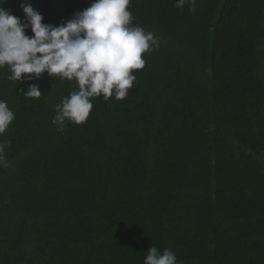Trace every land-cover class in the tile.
I'll use <instances>...</instances> for the list:
<instances>
[{"label": "trees", "instance_id": "16d2710c", "mask_svg": "<svg viewBox=\"0 0 264 264\" xmlns=\"http://www.w3.org/2000/svg\"><path fill=\"white\" fill-rule=\"evenodd\" d=\"M92 2L34 9L59 26ZM175 2L131 0L133 25L153 32L158 48L133 72L128 96L92 98L82 125L52 123L74 81L45 73L20 83L0 71V100L15 114L0 136L8 162L0 167V223L17 218L32 228L57 264H90L107 244L114 264H144L151 246L170 250L177 264H264V166L255 156L264 153V0H196L195 11ZM32 84L41 97L24 96ZM116 126L139 134L142 147L124 180L116 148L97 147ZM225 127L255 155L233 147ZM92 138L106 168L88 161ZM24 149L32 152L6 180ZM87 173L109 187L86 188Z\"/></svg>", "mask_w": 264, "mask_h": 264}, {"label": "clouds", "instance_id": "9594fccd", "mask_svg": "<svg viewBox=\"0 0 264 264\" xmlns=\"http://www.w3.org/2000/svg\"><path fill=\"white\" fill-rule=\"evenodd\" d=\"M196 0H176L182 9ZM131 0H93L83 11L59 26L45 24L44 17L27 0L21 4L25 21L0 7V69L8 68L10 81L50 78L74 81L75 87L56 106L52 121L61 128L66 122L84 124L93 110L92 98L103 96L120 101L134 86L135 70L145 67L143 58L158 48L153 32L134 26ZM31 29L32 36L26 34ZM27 98L42 96L38 85H29ZM15 120V114L0 100V136ZM5 143L0 142V167H8ZM144 264H177L170 250L155 246L147 251Z\"/></svg>", "mask_w": 264, "mask_h": 264}, {"label": "rangeland", "instance_id": "374dc122", "mask_svg": "<svg viewBox=\"0 0 264 264\" xmlns=\"http://www.w3.org/2000/svg\"><path fill=\"white\" fill-rule=\"evenodd\" d=\"M50 0H27L34 8L38 3H46ZM24 0H0V7H4L11 11L16 17L22 16L25 17V14L22 10L21 4ZM39 12V11H38ZM29 30L26 34L28 35ZM2 69H0L1 71ZM122 118H126V113H122ZM117 121H121V118H116ZM115 131L102 137L103 141L98 142V148L101 152L106 154H112L114 147L116 148L117 155L121 158L120 162L116 165L121 167L120 173L123 175L122 180L125 178V173H130L133 171L134 167L131 163L134 161L135 155L141 153L142 147L139 144L140 135L135 134L133 131H124L125 129L118 126L114 127ZM211 128H205V130H210ZM224 132L230 142V144L239 149L245 155H255L252 151L242 147L236 141L234 132L229 128L225 127ZM91 149L88 153V161L91 165H98V168H106L105 161L98 162L99 156L93 152V138L90 140ZM32 152V149H24L16 156L14 165H12L9 175L7 176L8 180L10 175L14 174L17 171V167L25 162L28 159V156ZM94 155V158H93ZM134 156V157H133ZM262 165L264 166V153L255 155ZM93 169H91V172ZM96 181V185L94 183ZM109 181V180H107ZM105 179L101 183H98L97 178L93 174H86L85 187L93 190V187H98L99 193L103 187L106 189L109 187V183ZM106 183V184H105ZM104 184V186H103ZM34 230L17 218L7 219L0 223V264H57L54 259L48 257V255L41 250V248L35 244L33 240ZM113 245L107 244L104 245L102 249L95 252L94 257H91L90 264H114L112 263V249ZM32 250V251H31ZM20 256V261H17ZM88 257V256H87ZM86 257V258H87ZM76 262L79 264H88L85 263V258H82Z\"/></svg>", "mask_w": 264, "mask_h": 264}]
</instances>
